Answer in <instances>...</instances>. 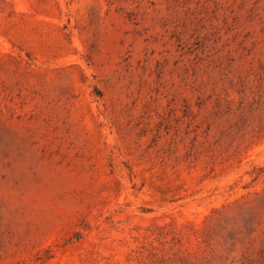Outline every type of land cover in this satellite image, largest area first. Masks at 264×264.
I'll return each mask as SVG.
<instances>
[{
  "label": "rangeland",
  "instance_id": "obj_1",
  "mask_svg": "<svg viewBox=\"0 0 264 264\" xmlns=\"http://www.w3.org/2000/svg\"><path fill=\"white\" fill-rule=\"evenodd\" d=\"M0 264H264V0H0Z\"/></svg>",
  "mask_w": 264,
  "mask_h": 264
}]
</instances>
